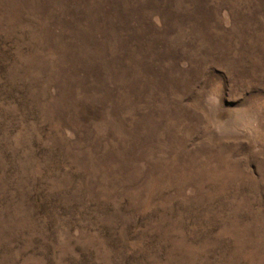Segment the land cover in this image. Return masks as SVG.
Returning <instances> with one entry per match:
<instances>
[{
	"label": "rangeland",
	"instance_id": "374dc122",
	"mask_svg": "<svg viewBox=\"0 0 264 264\" xmlns=\"http://www.w3.org/2000/svg\"><path fill=\"white\" fill-rule=\"evenodd\" d=\"M0 264H264V0H0Z\"/></svg>",
	"mask_w": 264,
	"mask_h": 264
}]
</instances>
